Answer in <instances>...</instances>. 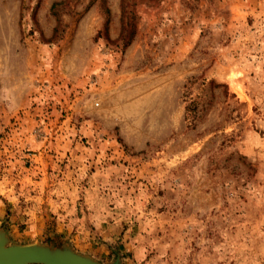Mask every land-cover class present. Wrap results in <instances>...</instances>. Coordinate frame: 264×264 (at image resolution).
<instances>
[{"label":"rangeland","instance_id":"1","mask_svg":"<svg viewBox=\"0 0 264 264\" xmlns=\"http://www.w3.org/2000/svg\"><path fill=\"white\" fill-rule=\"evenodd\" d=\"M0 230L264 264V0H0Z\"/></svg>","mask_w":264,"mask_h":264},{"label":"water","instance_id":"2","mask_svg":"<svg viewBox=\"0 0 264 264\" xmlns=\"http://www.w3.org/2000/svg\"><path fill=\"white\" fill-rule=\"evenodd\" d=\"M0 264H100L66 245L8 244L0 230ZM112 264H118L114 262Z\"/></svg>","mask_w":264,"mask_h":264},{"label":"bare ground","instance_id":"3","mask_svg":"<svg viewBox=\"0 0 264 264\" xmlns=\"http://www.w3.org/2000/svg\"><path fill=\"white\" fill-rule=\"evenodd\" d=\"M229 76H230V78L234 77L233 74H230Z\"/></svg>","mask_w":264,"mask_h":264}]
</instances>
